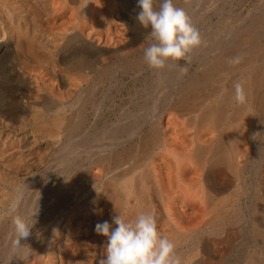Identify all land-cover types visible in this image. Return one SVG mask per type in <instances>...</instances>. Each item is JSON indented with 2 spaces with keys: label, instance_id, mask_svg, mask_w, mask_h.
<instances>
[{
  "label": "bare ground",
  "instance_id": "bare-ground-1",
  "mask_svg": "<svg viewBox=\"0 0 264 264\" xmlns=\"http://www.w3.org/2000/svg\"><path fill=\"white\" fill-rule=\"evenodd\" d=\"M215 1L211 24L206 8L189 12L208 26L187 74L153 69L151 111L100 137L74 106L111 67L143 66L138 0H0V264H99L107 238L95 225L139 213L154 215L182 264H264V9L242 16L244 0H220L227 12ZM18 150V165L6 163ZM17 218L30 226L19 245Z\"/></svg>",
  "mask_w": 264,
  "mask_h": 264
},
{
  "label": "clouds",
  "instance_id": "clouds-1",
  "mask_svg": "<svg viewBox=\"0 0 264 264\" xmlns=\"http://www.w3.org/2000/svg\"><path fill=\"white\" fill-rule=\"evenodd\" d=\"M87 6V5H85ZM136 19L145 29L147 46L143 49L144 60L149 68L164 69L170 61L177 62L181 74H187L192 63L191 53L205 44L199 30L183 8L175 0H138ZM184 61L180 65L179 61ZM241 56L229 59L235 65ZM234 101L245 105L247 95L242 83L235 82ZM115 227L105 220L95 225V231L107 238L105 258L99 264H182L176 254L175 244L158 231L157 221L151 213H139L132 220L123 215L112 217ZM17 240L27 238L30 226L23 218L14 221Z\"/></svg>",
  "mask_w": 264,
  "mask_h": 264
},
{
  "label": "rangeland",
  "instance_id": "rangeland-1",
  "mask_svg": "<svg viewBox=\"0 0 264 264\" xmlns=\"http://www.w3.org/2000/svg\"><path fill=\"white\" fill-rule=\"evenodd\" d=\"M182 1V2H181ZM186 1H190L191 2V0H179L178 1V3H176V6L177 7H180V8H182V7H184L183 9L185 10L186 8H188L187 10H188V12H187V10H185L186 11V13H187V15L188 16H190L191 17V15L192 14H190L189 12H191V13H194V14H196V15H203L204 14V12L207 10V12H205L206 14H204L205 15V17H206V21H205V23L207 22L208 24H211L212 23V21H213V16H211V15H213V13H212V11H211V7H210V5L209 4H212V1L213 0H199V2H198V0H195V1H193L192 0V4H190L189 2H185ZM217 1V0H216ZM216 1L214 2V3H216ZM226 1H228V2H231L230 0H221V2H226ZM262 3H261V2ZM198 2V3H197ZM245 2V3H244ZM248 2V3H247ZM219 5H221V6H223V9H225L224 11L225 12H227L226 11V9L228 8V6H225L223 3H220V0L217 2ZM247 3V4H246ZM254 3H255V5L256 6H261L262 7V9H264V0L262 1V0H258V1H254V0H244L243 1V6L242 7H244L243 9L241 8H239V5H235V11H234V13H238V12H241L242 14V16H246V14L245 13H247L250 9L249 8H251V7H253V6H255L254 5ZM189 4V5H188ZM246 4V5H245ZM250 4V5H249ZM258 4V5H257ZM185 5L187 6V7H185ZM194 5V6H193ZM209 5V6H208ZM248 5V6H247ZM253 5V6H252ZM238 6V7H237ZM195 7H196V11H195ZM198 7V8H197ZM237 7V8H236ZM204 8H206V10L204 9ZM210 10H209V9ZM247 8H248V10H247ZM135 9V10H134ZM191 9V10H190ZM245 9V10H244ZM132 10H134L135 12H137V14H138V12L140 11V9H138V6H137V4H135L134 5V7H132ZM190 10V11H189ZM192 10H194L195 12H193ZM201 10V11H200ZM204 10V11H203ZM227 10H229V9H227ZM247 10V11H246ZM199 11V12H198ZM203 11V13L201 14V12ZM208 11H210V12H208ZM193 14V15H194ZM208 14V15H207ZM226 14V13H225ZM192 15V16H193ZM209 16L211 17V19L210 20H212L211 21V23H209L210 22V20H209ZM217 19L215 18V20L214 21H216ZM208 24H204V25H201V26H199V30H201V28L202 27H206V26H208ZM143 30H145V31H143L144 32V35L145 34H147L149 31H150V29H145V28H142ZM205 29V28H204ZM136 31H137V34H140V31L141 30H139V27L136 29ZM201 31H203V30H201ZM205 32V31H204ZM262 33V35H264V31H262L261 32ZM205 33H203V35H204ZM146 36V35H145ZM145 38V37H144ZM260 41H262V44H263V42H264V40H260ZM192 55V54H191ZM182 61V60H181ZM178 62L180 65H183L184 64V61H182V62ZM170 62H172L171 64H173V65H175V69L173 70V76H175L176 74H177V72H180V68L177 66V62H175V64H174V61H170ZM182 63V64H181ZM0 65H2V63H0ZM147 64H146V62L144 61V63H143V66H141V67H131V66H126V67H123V68H115V67H111L110 68V70L108 71L109 72V77L107 76V78L105 77L104 79L102 78H99L100 80H98L97 82H94L93 83V87H95V88H93L94 90H96L97 92H95L96 93V95L94 94V90L93 91H90L89 92V94H87V95H85L84 97H83V99H82V101L80 100V101H77L76 103H75V105L76 106H74L75 107V110L76 109H79L78 111H80L81 112V110H82V114L81 115H83V113L85 114V117L87 116V118H89V120H93V121H95L96 122V124H98L97 125V129L100 131L99 133H101V134H96V135H100V137H101V135H102V133H103V131L104 130H107V129H110L111 128V126H113V122H115V123H118V121H120L121 122V124L122 125H124V126H128V128L127 127H125V128H127V129H131V127L133 126L132 124H135L136 122L135 121H141L142 120V118H143V116L144 115H146L147 113L146 112H148L147 110H149V111H151V106H149V105H151V96H152V92L154 93L155 91H156V86H155V80H156V74H155V72H154V70L153 69H151V68H149L148 66H146ZM145 67H147L148 68V70H147V68H145ZM132 68V69H131ZM145 70H144V69ZM135 69V70H134ZM141 69V70H140ZM112 70V71H111ZM121 70H122V72H121ZM129 72H128V71ZM136 70H137V72H136ZM179 70V71H178ZM139 71H141V72H139ZM144 71V72H143ZM111 72H112V74H111ZM116 72V73H115ZM114 75V76H113ZM153 75V76H152ZM119 76V77H118ZM145 76H148L149 78H147V77H145ZM155 76V77H154ZM145 77V78H144ZM111 78V79H110ZM116 78H118V79H116ZM147 78V79H146ZM154 79V80H153ZM171 79V78H170ZM0 80H1V78H0ZM102 80H104V81H102ZM108 80H111V81H109L110 83H108ZM117 82H116V81ZM152 80H153V82H152ZM107 81V82H106ZM147 81V82H146ZM144 82V83H143ZM0 83H2V80L0 81ZM107 83V84H106ZM115 83V84H114ZM96 84V85H95ZM103 85V86H100V85ZM111 84V85H110ZM112 84L115 86V87H113L112 86ZM91 85V84H90ZM107 85V86H106ZM144 87H143V86ZM146 85V86H145ZM100 86V88H98ZM112 86V87H111ZM151 86V87H150ZM154 86V87H153ZM103 87V88H102ZM105 87V88H104ZM112 89H111V88ZM149 87V88H148ZM109 89V90H107V89ZM146 88H147V90H146ZM151 88V89H150ZM88 89V88H87ZM99 89V90H98ZM104 89V90H103ZM101 90H103L102 92H101ZM111 90V91H110ZM132 90V91H131ZM106 91V92H105ZM141 91V92H140ZM144 91V92H143ZM92 92H93V94H92ZM0 93H2V84H0ZM107 93V94H106ZM102 94V95H101ZM88 95H90V96H88ZM93 95V96H92ZM105 95H107V96H104ZM88 96V97H87ZM148 96H150V97H148ZM90 97V98H89ZM135 97V98H134ZM87 98H89V99H87ZM147 98V99H146ZM132 99V100H131ZM149 99V100H148ZM148 100V101H147ZM110 101H112V102H110ZM142 101H143V103H142ZM149 101H150V103H149ZM148 102V103H147ZM89 103V105H87ZM113 103V104H112ZM142 103V104H141ZM138 104V105H137ZM145 104V105H144ZM123 105V106H122ZM125 105V106H124ZM135 105H136V107H135ZM142 106V108H141V112H140V107ZM143 105L145 106V108H143ZM149 106L148 108H146L147 106ZM79 106V107H78ZM84 106V107H83ZM89 106V107H88ZM115 106V107H114ZM85 107H86V109H85ZM101 107V108H100ZM113 109H112V108ZM135 107V109H133ZM89 108V109H88ZM97 108V109H96ZM99 108H100V110H99ZM111 108V109H110ZM118 108V109H117ZM137 108H138V110H137ZM115 109V111H113ZM126 110V112H125V110ZM132 109H133V111H132ZM145 110V112H144V110ZM147 109V110H146ZM117 110V111H116ZM97 111V112H96ZM111 111V112H110ZM143 111V112H142ZM95 112V113H94ZM138 112V113H137ZM101 113H103V114H101ZM110 113V114H109ZM111 113H113V114H111ZM143 113L144 115L142 116L141 114ZM80 114V113H79ZM100 114V116H99V118H98V115ZM133 114V115H132ZM139 114H140V116L142 117V118H140V116H139ZM94 115V116H93ZM104 117H102V116ZM92 116V117H91ZM97 116V117H96ZM131 116V117H130ZM133 116V117H132ZM98 118V119H96V118ZM115 117H116V119H115ZM135 117L138 119V120H135ZM95 118V119H94ZM127 118V119H126ZM132 118V119H131ZM134 119V120H133ZM109 120V122H106V121H108ZM133 120V121H132ZM100 121V122H99ZM101 121H104V123H105V125H104V123L103 122H101ZM113 121V122H112ZM117 121V122H116ZM112 122V123H111ZM127 122H128V125H127ZM131 122V123H130ZM110 123V125H108ZM112 124V125H111ZM132 126H131V125ZM103 125V126H102ZM103 127V129H101ZM105 127H107V128H105ZM102 130V131H101ZM91 132H93V131H91ZM94 134H95V132H93ZM93 133H88L87 135H88V137H91V136H93ZM8 134L9 133H7V135L5 134V136L3 135V137H4V142L7 140V141H10V142H7L6 141V143H8V146L9 147H14L15 149L16 148H18L17 146H19L20 144L19 143H21V140L19 139V138H17L16 136L14 137V134L12 135V134H10L9 135V137H8ZM76 135H78L77 133H74V138H75V140L77 141V142H84V141H86V137H87V135H85V136H80V134L78 135V136H76ZM13 136V137H12ZM5 137L6 138H8V139H5ZM85 137V139H83ZM11 138V140H9ZM14 138V139H13ZM3 139V138H2ZM16 139V140H15ZM78 139H79V141H78ZM80 139H81V141H80ZM83 139V140H82ZM14 140L16 141V142H14ZM20 140V141H19ZM11 143H12V145H11ZM16 144H17V146H16ZM11 145V146H10ZM12 150L10 149V152H11ZM22 151H15V152H12L11 154H13V155H10V157L8 156V158H10V159H8V158H5V162L6 163H9L10 165L12 164L13 165V163L12 162H14L15 163V165L17 164V160L18 161H20V158H19V156H21V155H23L24 154V152H22V154L21 155H19L20 153H21ZM5 153H7V152H5L4 150H2V154H5ZM18 154V155H17ZM26 155L28 154V153H25ZM16 155H17V157H16ZM13 156H15V157H13ZM25 156V155H24ZM13 157V158H12ZM12 158V159H11ZM9 160H11V161H9ZM16 160V161H15ZM20 164V163H19ZM11 165V166H12ZM18 165V164H17Z\"/></svg>",
  "mask_w": 264,
  "mask_h": 264
}]
</instances>
